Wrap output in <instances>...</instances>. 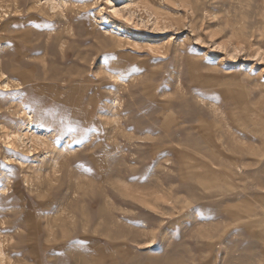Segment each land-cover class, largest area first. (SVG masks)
<instances>
[{"label":"rangeland","instance_id":"374dc122","mask_svg":"<svg viewBox=\"0 0 264 264\" xmlns=\"http://www.w3.org/2000/svg\"><path fill=\"white\" fill-rule=\"evenodd\" d=\"M0 264H264V0H0Z\"/></svg>","mask_w":264,"mask_h":264}]
</instances>
